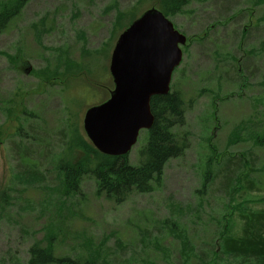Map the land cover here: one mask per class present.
Returning a JSON list of instances; mask_svg holds the SVG:
<instances>
[{
    "label": "rangeland",
    "instance_id": "1",
    "mask_svg": "<svg viewBox=\"0 0 264 264\" xmlns=\"http://www.w3.org/2000/svg\"><path fill=\"white\" fill-rule=\"evenodd\" d=\"M153 1L28 0L0 32V264H29L53 236L55 255L80 264H264L221 253L219 238L225 222L234 237L241 214L264 210V0H190L169 16L192 40L172 85L189 147L156 191L118 204L87 176L64 195L56 158L71 133L87 139L86 111L114 89L116 42Z\"/></svg>",
    "mask_w": 264,
    "mask_h": 264
},
{
    "label": "trees",
    "instance_id": "2",
    "mask_svg": "<svg viewBox=\"0 0 264 264\" xmlns=\"http://www.w3.org/2000/svg\"><path fill=\"white\" fill-rule=\"evenodd\" d=\"M189 1L154 0L153 6H159L166 17L170 18V15L182 13L183 7L188 5ZM27 2L28 0H0V32L8 29L9 25L21 15ZM124 18L125 15H122L120 20ZM68 73L69 70L64 75ZM49 75L56 76L58 73L51 71ZM49 80L56 81L57 78L53 77ZM151 109L155 123L147 132L146 145L139 150L137 166L131 164L129 155L122 157L104 155L88 139L77 132L71 133L69 152L67 150L56 158L64 195L80 193L82 181L87 176L94 178L99 191L106 198L118 204L125 202L133 193L150 194L156 191L162 184L164 168L168 161L172 158H180L189 145H187V136L182 137L176 132L178 128L186 125L185 103L180 93H173L172 89L168 95L153 97ZM257 143H264V137H258ZM250 175L242 179L243 189L255 186ZM239 218L243 222L240 235L229 236L232 231L229 221L221 226L219 234L222 240L221 253L264 263V210L241 214ZM53 238L45 247L37 244L31 248L29 264H80L71 257H57ZM85 264L99 263L93 259Z\"/></svg>",
    "mask_w": 264,
    "mask_h": 264
},
{
    "label": "water",
    "instance_id": "3",
    "mask_svg": "<svg viewBox=\"0 0 264 264\" xmlns=\"http://www.w3.org/2000/svg\"><path fill=\"white\" fill-rule=\"evenodd\" d=\"M188 41L157 7L145 11L122 32L111 56L114 89L110 98L90 107L84 117L86 137L100 153L129 155L141 131L152 129L151 101L170 93Z\"/></svg>",
    "mask_w": 264,
    "mask_h": 264
}]
</instances>
